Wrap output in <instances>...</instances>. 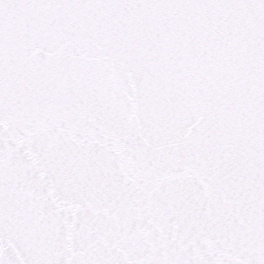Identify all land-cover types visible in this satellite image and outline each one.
Returning a JSON list of instances; mask_svg holds the SVG:
<instances>
[{"label":"snow or ice","instance_id":"6c2138e0","mask_svg":"<svg viewBox=\"0 0 264 264\" xmlns=\"http://www.w3.org/2000/svg\"><path fill=\"white\" fill-rule=\"evenodd\" d=\"M0 264H264V0H0Z\"/></svg>","mask_w":264,"mask_h":264}]
</instances>
